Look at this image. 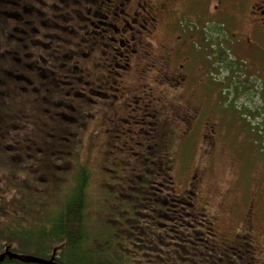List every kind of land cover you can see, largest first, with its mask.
Returning <instances> with one entry per match:
<instances>
[{
    "label": "rangeland",
    "instance_id": "374dc122",
    "mask_svg": "<svg viewBox=\"0 0 264 264\" xmlns=\"http://www.w3.org/2000/svg\"><path fill=\"white\" fill-rule=\"evenodd\" d=\"M8 22L0 23V48L7 39L3 26L9 31L13 30L10 28L13 22ZM158 39H162V30ZM14 41L11 38L9 43ZM194 47V65L191 68L196 69L199 64L203 69L200 74L188 77L184 92L174 90L171 94V100L176 106L172 118L177 119L167 132L172 141L166 143L169 148L166 147L164 154H167L155 155L157 158L146 156L151 158L150 161L145 156L131 155V144L124 143V134L118 130L119 120L111 118L104 122L102 115L106 109L96 113L94 105L102 99L100 93L104 91L101 89L92 91V88L86 87V99L89 102L86 103L84 99L86 104H81L84 108L81 110V98L76 96L74 103L78 104L80 112L75 113L65 107L61 110L64 118L62 121L47 117L45 113L38 115L44 98H36L35 93L32 96V91L30 99L22 93L21 96L25 97L22 102L0 94V227H5L16 217L29 224L44 218L51 209L59 206V200L65 199L69 182L78 173L80 164L91 171L88 193L93 200L94 210L103 207L102 201L111 195L114 201L107 202L110 205L131 199L130 202L136 208L135 205L141 202L142 193L150 181L147 169L155 168V163L161 160L162 164L165 162L170 167L167 171L175 181L177 194L193 195L197 205L206 209L215 220L217 230L228 240L242 238L250 233L264 261V154H261L264 138L260 137L261 133L256 129L258 120L250 118L253 123L249 125L250 121L242 118L238 111L225 109L227 106L222 99L219 77H228L227 74L232 72L225 69L221 72L220 69L215 74L208 66L211 59L208 46L197 43ZM223 54L228 56L225 52ZM245 54L246 51L237 46L235 53L227 58L240 61L242 78L254 82L258 88L254 92H259H256L254 98L257 104H264L261 98L264 93L261 89V85L264 86V55L248 53L249 58ZM4 59L0 49V64L6 65ZM12 65L17 67L16 61H12ZM159 73V70L154 69L148 78H140V81L137 77L127 76L125 79L128 87L132 85V79H137L136 83L140 87V91L129 87V95L136 100L137 96L150 94V91L156 95L161 94L163 83H153V90L145 85L158 78ZM214 75L218 80L215 81ZM182 82L177 84L182 86ZM214 83H219V88L217 91L212 89L214 92H209L212 95L208 97L209 93L205 89L209 86L213 88ZM194 85V91H190ZM63 86L70 88L72 85L66 82ZM3 89L5 87L0 86V90ZM64 90L57 88L54 93L65 97ZM48 91L45 90L44 94ZM215 97H219L216 104ZM243 99V107L255 105L254 101ZM131 104V113L140 115V118L153 119L143 114L149 112L144 110L146 106L143 103ZM188 105L194 107L191 112L196 108L200 112L199 117L193 119V124L183 119L187 115L185 111ZM52 114L61 118L57 107L53 108ZM39 116L48 120V123L40 124L46 131L50 132L56 126L64 130L38 135ZM208 116L214 124L203 123ZM217 125L218 130L220 128L218 135L207 139L201 137L202 131L208 132ZM166 164H163L164 168Z\"/></svg>",
    "mask_w": 264,
    "mask_h": 264
},
{
    "label": "flooded vegetation",
    "instance_id": "af4514ba",
    "mask_svg": "<svg viewBox=\"0 0 264 264\" xmlns=\"http://www.w3.org/2000/svg\"><path fill=\"white\" fill-rule=\"evenodd\" d=\"M0 21L13 22L10 28L15 30L3 26L6 65H1L0 77L10 99L22 102V93L30 99L32 91V96L44 98L43 114L62 121L63 108L77 113L79 106L84 109L82 103L89 102L86 87L101 89L96 113L106 109L104 122L119 120L118 130L124 134V143L131 144V155L147 160L146 156L167 154L166 143L172 141L167 132L177 120L172 118L176 106L171 94L184 92L188 77L203 69L199 64L191 68L197 43L208 46V66L215 74L221 69L219 51L231 56L238 46L249 58L248 53L264 55V0H0ZM11 38L15 41L9 43ZM154 69L160 72L158 78L145 85L153 90V83H163L162 93L150 91L133 99L127 89H139L137 79L148 78ZM129 75L137 79L128 87ZM181 81L182 86L177 84ZM66 82L72 86L65 88ZM213 85L205 91H217L219 84ZM57 88L65 89L66 96L54 93ZM76 96L81 98L79 106L74 103ZM218 99L214 98L215 104ZM131 103H143L149 111L143 114L153 119L131 113ZM55 107L61 118L51 116ZM192 109L188 105L183 119L193 124L200 112ZM210 119L203 123L214 124ZM63 130L56 126L42 134ZM219 130L217 125L202 131L201 137L218 135Z\"/></svg>",
    "mask_w": 264,
    "mask_h": 264
},
{
    "label": "trees",
    "instance_id": "16d2710c",
    "mask_svg": "<svg viewBox=\"0 0 264 264\" xmlns=\"http://www.w3.org/2000/svg\"><path fill=\"white\" fill-rule=\"evenodd\" d=\"M2 44L0 49H5ZM219 52L221 72H232L223 79L218 76L225 109L238 111L249 125L253 123L250 118L258 120L256 129L264 138V104L254 98L258 88L242 78L240 61ZM0 83L5 87L0 94L10 97L1 77ZM243 98L255 105L243 107ZM37 114H43L42 108ZM38 119L41 135L40 124L48 120ZM163 164L159 160L155 168L147 169L150 181L136 208L131 199L110 205L111 195L95 210L88 193L91 171L80 164L65 199L44 218L29 224L16 217L0 227V264H264L250 233L232 241L221 235L215 220L193 195L175 192V181L167 171L170 167Z\"/></svg>",
    "mask_w": 264,
    "mask_h": 264
}]
</instances>
